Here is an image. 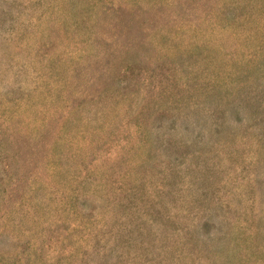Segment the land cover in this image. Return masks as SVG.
I'll return each instance as SVG.
<instances>
[{"label": "rangeland", "instance_id": "374dc122", "mask_svg": "<svg viewBox=\"0 0 264 264\" xmlns=\"http://www.w3.org/2000/svg\"><path fill=\"white\" fill-rule=\"evenodd\" d=\"M0 264H264V0H0Z\"/></svg>", "mask_w": 264, "mask_h": 264}]
</instances>
